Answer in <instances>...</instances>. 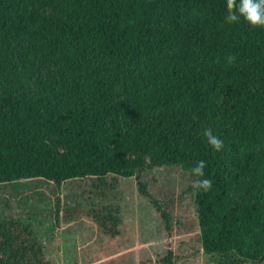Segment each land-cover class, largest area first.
<instances>
[{
	"label": "trees",
	"instance_id": "obj_1",
	"mask_svg": "<svg viewBox=\"0 0 264 264\" xmlns=\"http://www.w3.org/2000/svg\"><path fill=\"white\" fill-rule=\"evenodd\" d=\"M226 15V0H0V185L60 193L76 181L105 197L135 180L170 233L142 175L184 168L204 251L218 264L263 261L264 28ZM201 160L206 193L191 187ZM54 204L56 220L84 215L96 231L86 263L136 234L111 204ZM61 248L0 210V264H57ZM176 258L167 248L158 261Z\"/></svg>",
	"mask_w": 264,
	"mask_h": 264
},
{
	"label": "rangeland",
	"instance_id": "obj_2",
	"mask_svg": "<svg viewBox=\"0 0 264 264\" xmlns=\"http://www.w3.org/2000/svg\"><path fill=\"white\" fill-rule=\"evenodd\" d=\"M142 179L148 182L153 196L170 211V233L149 199L139 193L137 182L127 178L105 197L95 193L84 195L81 188L75 187L76 181L65 183L60 193L45 182H33L30 189L0 185V210L31 221L47 244L59 238L62 248L57 264H163L158 260L167 248L175 253V264H218L220 257L205 252L200 241L199 222L188 190V171L180 167L147 169ZM58 195L63 199L77 198L83 205L91 201L111 204L126 220L133 219L137 228L131 245L116 254L86 263L82 246L93 244L96 231L84 215L70 222L61 215L56 220L54 201ZM245 264H264V260Z\"/></svg>",
	"mask_w": 264,
	"mask_h": 264
},
{
	"label": "clouds",
	"instance_id": "obj_3",
	"mask_svg": "<svg viewBox=\"0 0 264 264\" xmlns=\"http://www.w3.org/2000/svg\"><path fill=\"white\" fill-rule=\"evenodd\" d=\"M226 21L229 24L237 23L243 19L252 28H264V0H226ZM234 57H229V61ZM207 143L219 151L223 147V141L213 134L210 128L203 130ZM206 162L201 160L196 163L192 172L197 179L192 181L191 187L194 192H208L212 188L211 180L204 177Z\"/></svg>",
	"mask_w": 264,
	"mask_h": 264
}]
</instances>
